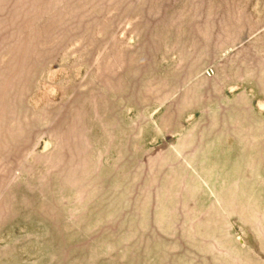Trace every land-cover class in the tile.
Here are the masks:
<instances>
[{"label": "rangeland", "instance_id": "374dc122", "mask_svg": "<svg viewBox=\"0 0 264 264\" xmlns=\"http://www.w3.org/2000/svg\"><path fill=\"white\" fill-rule=\"evenodd\" d=\"M0 264H264V0H0Z\"/></svg>", "mask_w": 264, "mask_h": 264}]
</instances>
